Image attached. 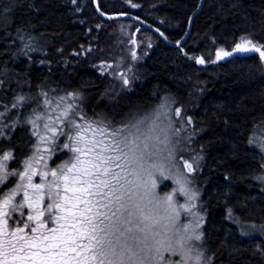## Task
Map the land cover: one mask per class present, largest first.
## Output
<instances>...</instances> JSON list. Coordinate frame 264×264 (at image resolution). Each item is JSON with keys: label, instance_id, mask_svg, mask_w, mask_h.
Segmentation results:
<instances>
[{"label": "trees", "instance_id": "trees-1", "mask_svg": "<svg viewBox=\"0 0 264 264\" xmlns=\"http://www.w3.org/2000/svg\"><path fill=\"white\" fill-rule=\"evenodd\" d=\"M14 1L16 6L0 0V112L5 111V105L10 109L0 118L8 125L0 136V157L5 151L11 152L8 171L23 170V160L33 152L36 137L31 134V125L23 120L31 115L32 109L43 113L47 105L37 107V101L45 99L43 94L54 101L73 93L82 98L81 108L88 118L120 124L154 110L158 103L150 104L149 94L155 87L166 84L170 94L163 102L170 101L179 109L183 124L194 133L192 151L180 157L196 156L199 160L191 174V179L195 175L200 181L198 191L203 193L211 185L220 186L218 200L228 203L225 178L235 180L234 167L242 168L246 172L242 173L243 185L262 197L255 203L246 190L239 203L240 210L257 220L264 218V187L260 184L264 173L254 178V164L245 168L243 158L247 137L251 148L264 156L258 146L262 132L264 136V66L257 55L248 59L256 64V73L246 69L250 63L229 66L217 63L198 70L183 52L165 45H160L149 58L141 50L136 59L132 57L130 34L122 20L72 17L66 13L69 4L62 0ZM98 3L100 11L106 14L132 13L160 30L166 29L167 38L175 43L185 35L187 20L195 12L198 0H98ZM241 32H249L258 45H264V0H206L204 10L194 16L183 48L209 49L214 53L220 37L234 39ZM213 58L210 53L204 59L211 62ZM149 70L156 78L146 82ZM17 95L36 99L13 109L11 104ZM204 99L215 106L212 114L207 108L206 116L202 117L206 118L204 124L210 133L203 146L195 148V139L201 133L198 113ZM17 119L21 123L13 126ZM218 147L224 153H218ZM239 147L244 148L243 152ZM215 152L221 162L206 168L208 158ZM66 158L59 153L53 164ZM16 182L17 176H10L0 192L13 188ZM102 209L99 208L101 213ZM209 210L212 222L208 237L203 230V241L208 252L213 250L209 257L214 264H264V228L226 224L218 201L212 202ZM205 214L208 218V213ZM100 220H104L103 216L96 222ZM227 225L236 230L228 232ZM244 226L256 231L242 234ZM251 237L262 244L260 253L248 242ZM94 250L98 252V246ZM87 255L91 256V252ZM99 259L97 256L90 264H98Z\"/></svg>", "mask_w": 264, "mask_h": 264}, {"label": "snow or ice", "instance_id": "snow-or-ice-1", "mask_svg": "<svg viewBox=\"0 0 264 264\" xmlns=\"http://www.w3.org/2000/svg\"><path fill=\"white\" fill-rule=\"evenodd\" d=\"M250 53H257L264 62V45L244 38L232 51L218 50L216 58ZM197 62L204 63L203 59ZM124 83H128L127 79ZM43 95L44 101H37L38 108L52 104L47 94ZM35 99L17 95L11 108L19 109ZM66 99L60 97L56 103V109L61 108V102L65 107L55 117L48 116L51 123L43 124L46 130L43 134L36 123L43 119L37 109H32L31 115L24 118L23 123L32 125L31 134L37 140L32 145V154L22 162L23 170L7 171L5 162L12 155L10 151L0 157V184H4L8 176L27 180L26 184H17L5 192L0 200V264H90L97 256L100 257L98 264H187L192 259L189 253L193 251L191 246L186 247L187 242L200 241L202 233L185 236L177 229L176 247L167 236L179 221L180 212L174 200L177 189L162 196L156 192L155 173L163 180L171 178L165 175L163 165L155 162L163 151L158 145L168 139L155 134L160 112H156L154 118L113 124L103 118H87L82 109L66 103ZM4 108L0 118L10 111L7 105ZM175 111L180 114L179 109ZM15 123L21 121L17 119L13 126ZM5 127L8 125L0 121V136L4 135ZM45 153L49 159L59 153L67 158L55 167L45 162L38 171L34 165L45 160ZM183 163L189 172L193 171L191 164L186 160ZM36 176L40 178L39 183H33ZM175 183L180 185L178 192L187 196L188 201L195 200L197 193L187 190L181 179H175ZM21 191L22 199L15 201ZM104 200L107 203H101ZM25 207L31 211H22ZM100 207L108 211L101 213ZM192 207L195 205H179L186 212H191ZM161 208L164 216L159 215ZM15 212H19V217L12 215ZM100 216L109 223L104 224V220L97 223ZM161 221L167 223L158 229ZM195 227L199 228L200 224ZM183 228L186 232L188 226L185 224ZM85 240L89 243H83ZM96 246L98 252L94 250ZM89 252L91 256L87 255ZM165 252L180 258L165 259ZM201 259L202 254H197L196 264H200Z\"/></svg>", "mask_w": 264, "mask_h": 264}, {"label": "rangeland", "instance_id": "rangeland-1", "mask_svg": "<svg viewBox=\"0 0 264 264\" xmlns=\"http://www.w3.org/2000/svg\"><path fill=\"white\" fill-rule=\"evenodd\" d=\"M95 1L98 4V8H100L98 0H76V3L73 4L72 0H62V2H65L67 4H69L67 6V10L66 13L72 17H84V16H98V13L96 11V7H95ZM245 1V0H244ZM6 2L8 4H10V6H16L17 3L14 0H6ZM205 2L206 0H198L197 3V7L194 13H192L191 16H189L188 20H187V24H186V32L188 30L190 21L192 20V25H193V16L197 13L200 14L203 10H204V6H205ZM137 18H139L137 16ZM140 19V18H139ZM121 21L120 19H115V21ZM141 20V19H140ZM124 21V25L126 26V28L129 31L130 34V45L132 48V57L136 58L139 55V51L143 50V54L147 55V57L149 58L151 56V54L153 52L156 51V49L160 46V45H165L164 42L160 39V37L155 34L154 32L146 29L145 27L141 26L139 23H137L136 21L133 20H122ZM143 21V20H142ZM145 22V21H143ZM146 23V22H145ZM152 27H154L158 32H160V34H162L165 38H167V30L164 32L163 30H160L158 27L146 23ZM168 27V26H167ZM166 27V28H167ZM192 28V27H191ZM169 29V27H168ZM68 36H71L68 35ZM190 36V35H189ZM189 38V37H188ZM242 38L246 39V40H251L254 44H257L251 37L249 32H241L239 33L234 39H228V38H222L220 37L219 42H217L216 45V50L213 52H211V50L209 49H203V50H197L194 47L192 48H187V52H189V54L186 52V50L183 48V46L186 44L187 40L185 41V43L183 44L182 47L180 48H173V49H178L181 52H183L184 56L188 59V62L194 66L196 69L198 70H204L206 69V66H211L210 64H221L222 66H229L231 64L236 65V64H248L250 62H248L249 58H257L254 55H257L259 57V55L257 53H250V54H233L230 57H226L224 59H220L217 60L216 58V52L218 50L223 49L224 51H232V49L235 47V45L237 43H241L242 42ZM168 39V38H167ZM182 39V38H181ZM180 39V40H181ZM169 40V39H168ZM180 40L176 41L179 42ZM187 45H190L189 43ZM171 48V47H170ZM214 54V58L211 62L206 61L204 58H207L208 55ZM134 54V56H133ZM198 59H203L204 63H198ZM260 59V57H259ZM148 60V59H147ZM260 62L263 64L264 66V62L261 61ZM217 64V65H219ZM250 67L246 68L249 69V72H253L256 73L257 71V67L256 64L250 63L249 64ZM147 79L146 82L149 80L151 81V79L156 78V75H154L152 72L147 71ZM158 77V76H157ZM148 81V82H149ZM146 84V83H145ZM168 85L166 86V84H163L162 86L160 85V87L158 86L157 88L155 87L154 91L151 92L149 94V100H150V104H157L158 106H156L154 108V110H150L146 113H144L141 116H135L133 118H131L130 120H134L137 118H144V117H151L154 118V114L156 112H160V119L156 121V135H159L161 139H164L165 136H167V141L165 144H160L158 145V147L160 149H163V151H161L158 156L155 159V162L158 165H163V168L165 170V175L170 176V179L167 180H163L159 173H155L156 179H157V188H156V192L159 195H164L165 193H170L173 191V189H177V193L174 196V200L177 202V208L180 212V219L179 221L176 222L175 228L168 231L167 236L168 238L171 239L173 247H176V240L178 239V237L175 235V231L177 229L180 230V232L185 235H192L193 233H202V238L200 241H196V240H191L187 242L186 247L191 246L193 248V251L191 253H189V255L192 257V259L188 260L187 264H196L195 261V257L197 256V254H202V259L200 261V264H214V260L209 257V254L212 253L213 254V250L210 249V251L208 252V249L206 248V245L204 244L203 238V230L205 229V232H207V237H208V232H209V227L210 224L212 222V218H209V214H210V210L211 209V203L212 202H216L218 201V203L220 204L221 208L224 210V216H225V223L228 224L230 222H233L234 225H248V226H261L264 225V218H262L261 220L258 219L257 217H251L250 215L247 216V212L243 213L245 211L240 210V205L239 203L242 200L243 194L244 192L250 191L251 197L253 199V202L258 203L259 200L261 199L260 197H262L260 194L257 195L256 192L252 191L251 187H245L242 183V177L243 174H246V172L241 168V169H237L236 167H234L235 169L234 174H235V180L234 179H230V177H226L225 178V185H227L228 187H226V193L228 194V196L230 197V201L228 203H222L220 202V197H219V193L221 192V187L214 185V186H210L209 190H206L205 192L201 193L198 188V184L200 183L199 179L194 175L193 179H191V174L192 172H194L195 170V165L198 164V159L196 156H192V157H180V155L182 154H188L192 151V138H194V133H190L191 131L188 130L187 126H185L180 118V114L177 115L176 114V109L172 106L170 101H164V99H166L169 94H170V90L168 89ZM66 97V103H72L75 106H77L79 109L81 108V103H82V98L75 95L73 97H69L68 95L63 96ZM209 100V99H208ZM207 99H204V102L201 106V108L199 109V113H198V120L200 122V124L198 125V128L200 129V135L198 134V136L195 139V145L194 147H198L201 148L203 146V142L204 140H206V137L209 135V129L208 127L204 124L206 121V118L203 120V118L206 116V109L208 108V111L210 110V113L212 114V111L215 105H212L213 102H208ZM60 101V98H56L54 99V101L52 100V104L47 105L45 110L43 111V113L41 114L43 116V119L41 120H37L36 123L37 125H39V129L38 131H40L42 134L46 131L43 128V124L45 122L51 123V121L48 120V116L51 115L52 117H55L56 115L59 114L60 110L63 109L65 107V103L61 102V108L60 109H56V103ZM160 102V103H159ZM214 104V103H213ZM161 105H163V108H161ZM83 113L84 110L82 109ZM203 117V118H202ZM88 118V117H87ZM91 119V118H89ZM129 121V120H128ZM148 123H151V119L148 120ZM191 124V122H190ZM32 127V125H31ZM161 129H163V131H161ZM177 129L179 131H177ZM188 130V131H187ZM260 138V142L259 145L260 149L262 151H264V136H263V132H262V136H259ZM37 140V138H36ZM246 147L247 149L243 152V147H239L238 150L243 152V158H245V168H249L250 165L253 163L254 164V171H253V177H260L262 176V174L264 173V156L261 157L260 154L258 152H256L254 149L251 148V146L249 145L248 142V137H247V142H246ZM219 150L218 153H224L223 150H220V147L217 148V151ZM246 152V153H245ZM169 153H171V158H169ZM217 153L215 152V154L211 155V157L208 158L207 163H206V168L209 167H213V163H220L221 161H218L217 159ZM55 159V156L52 157V159L48 158V154L45 153V160L43 162H41L40 164H36L34 165V167L37 168V170H41L43 168V164L45 162H47L49 164L50 167H55L56 165L60 164L62 162L58 161L57 164H53V161ZM187 161L189 164L192 165L193 171L189 172L188 169L186 167H184V161ZM8 168V162H5ZM223 164V163H222ZM8 171V170H7ZM10 176H8L7 180L9 179ZM245 177V176H244ZM243 177V178H244ZM264 177V175L262 176ZM181 179V183L185 184V188L187 190H189L190 192H195L197 193L195 200L193 201H188L187 196L182 195L178 192V189L180 187L179 184L175 183V179ZM261 178V177H260ZM7 180L4 181V184H6ZM40 182V178L38 176L33 177V183H39ZM27 180H20L19 176H17V182L15 183V186H13V188L16 187L17 184H26ZM4 184H0V190L3 188ZM260 184L264 187V179H260ZM224 185V186H225ZM9 190H5V191H1L0 192V200L3 199L4 193L5 192H9L11 189ZM29 192L31 193V189H29ZM255 193V194H254ZM23 197V192L21 191L20 193L17 194V196L15 197V201H18L20 199H22ZM219 199V200H218ZM232 200V201H231ZM14 201V202H15ZM45 204L48 203L47 197H45ZM103 203H107L106 200L103 201ZM180 204H186V205H191L194 204L195 207H192L191 212H186L184 209L179 208ZM43 208V205L41 206ZM103 213L108 211L107 209L103 208ZM22 211H24L25 213L31 211L30 209H28L27 207H25ZM206 213H208V218L206 217ZM12 215L15 217V215H17L19 217V212H15L12 213ZM155 215V213H154ZM159 215L160 216H164L165 213L163 211V209L161 208L159 210ZM255 218V219H254ZM104 219V217H103ZM263 220V221H262ZM9 230H11V225L12 222L11 220H9ZM109 223L108 220L104 219V224ZM167 223V221H161V225L157 226V228L159 229L163 224ZM199 223L200 227L196 228V224ZM187 225V231H184L183 226ZM103 225V224H102ZM104 226V225H103ZM228 227V232H234V230H236L234 227L232 230L229 225H227ZM226 230V229H225ZM254 231H256V229H248L247 227L244 226V232L246 234H253ZM256 237V236H255ZM248 238V237H247ZM252 239H250L248 242H250V244L253 245L254 249L257 250V252H261L262 251V244L260 243V241L258 239H253L254 237H251ZM165 259H171L172 261H176L178 260L180 257L176 256V255H170L169 253L165 252L164 254ZM217 264H225L223 262H217Z\"/></svg>", "mask_w": 264, "mask_h": 264}, {"label": "water", "instance_id": "water-1", "mask_svg": "<svg viewBox=\"0 0 264 264\" xmlns=\"http://www.w3.org/2000/svg\"><path fill=\"white\" fill-rule=\"evenodd\" d=\"M95 7H96V11H97L99 17H101L102 19H104V20L120 19V20H133V21H136L141 26H143L146 29H148V30L154 32L155 34H157L160 37V39L164 42V44H166L168 47H171V48H180V47H182L183 44L185 43V41L188 39V37L190 35V32H191L192 20L190 21L188 30L185 33V35L183 36V38L179 42L173 43L170 40H168L167 38H165L162 34H160V32H158L154 27L146 24L145 22H143L142 20H140L139 18H137V16L135 14H132V13L106 14V13L100 11V9L98 8V4L96 3V1H95ZM194 16H193V18H194Z\"/></svg>", "mask_w": 264, "mask_h": 264}]
</instances>
